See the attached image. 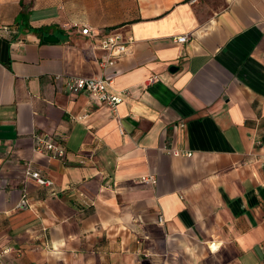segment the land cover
<instances>
[{"label":"crops","instance_id":"crops-1","mask_svg":"<svg viewBox=\"0 0 264 264\" xmlns=\"http://www.w3.org/2000/svg\"><path fill=\"white\" fill-rule=\"evenodd\" d=\"M0 24L2 264H264V0H0ZM83 25L131 54L103 69ZM67 76L128 94L114 111Z\"/></svg>","mask_w":264,"mask_h":264},{"label":"built area","instance_id":"built-area-1","mask_svg":"<svg viewBox=\"0 0 264 264\" xmlns=\"http://www.w3.org/2000/svg\"><path fill=\"white\" fill-rule=\"evenodd\" d=\"M78 27V26H77ZM14 30L12 25L0 24V33L10 34ZM80 32L83 35H87L93 41L92 50L95 52L103 51V56H96V60L99 62V65L106 69L110 66H114L118 61H120L125 56H128L132 52V43L134 41L132 36H124L121 32H112L106 36H98V33H94L89 26L83 25L80 26ZM174 41L179 43H184L187 41L186 35L176 36ZM57 78L61 77L60 75L56 76ZM158 78L156 75L149 77V82H154ZM113 80L101 77H78V76H67L65 81L66 90L72 94L86 93L91 101L102 102L110 106L114 111L117 106L121 104L128 94V92H117L112 88ZM89 116V113H84L79 116L78 119L85 120ZM182 127L184 124H180ZM35 150L44 151L47 150L52 153L53 156L57 158L65 157V149L60 145L56 144L53 139L38 134L35 136ZM165 151L173 156H193V152L174 148L171 146H166ZM25 174L27 178L34 179L39 185L51 187L53 181L41 172L35 170L29 163L26 165ZM141 181L145 183H157V178L154 176H143ZM27 195H23V199L19 204V207H26ZM163 217L160 218V222H163ZM11 251V247L3 246L0 243V264H2L4 257ZM264 252V245H263Z\"/></svg>","mask_w":264,"mask_h":264},{"label":"water","instance_id":"water-1","mask_svg":"<svg viewBox=\"0 0 264 264\" xmlns=\"http://www.w3.org/2000/svg\"><path fill=\"white\" fill-rule=\"evenodd\" d=\"M44 41L48 43H55V42H59L60 38L54 34H49L44 37ZM175 69H177L175 66H171L170 68L171 71H174Z\"/></svg>","mask_w":264,"mask_h":264}]
</instances>
